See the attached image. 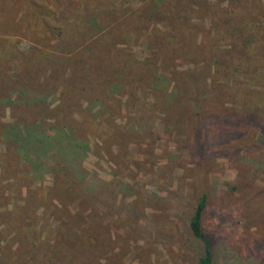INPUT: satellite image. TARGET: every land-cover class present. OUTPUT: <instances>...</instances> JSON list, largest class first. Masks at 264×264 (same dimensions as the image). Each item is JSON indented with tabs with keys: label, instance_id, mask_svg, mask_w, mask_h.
Masks as SVG:
<instances>
[{
	"label": "rangeland",
	"instance_id": "1",
	"mask_svg": "<svg viewBox=\"0 0 264 264\" xmlns=\"http://www.w3.org/2000/svg\"><path fill=\"white\" fill-rule=\"evenodd\" d=\"M198 1L0 0V36L11 34L10 77L22 56L36 49L51 54L57 27L81 22L82 11L95 19L108 13L106 26L110 16L136 17L148 3L165 16L118 37L101 59L105 80L67 96L60 85L48 100L50 106L71 102L72 117L86 124L87 144L64 158L73 169L70 186L80 193L62 209L47 189L56 150H44L45 165L11 166L0 175V264H197L200 246L188 218L202 194L213 264H264V112L244 118L236 96L219 90L229 71L251 88L260 59L240 56L241 43L229 46L230 37L212 49L200 42L211 20L232 12L247 26H264V0H204L207 9ZM180 24L198 29L195 44L172 38L188 46L172 53L164 44ZM140 66L147 69L140 73ZM229 112L231 124L224 123ZM1 120L11 121L8 114ZM24 151L32 158L42 150Z\"/></svg>",
	"mask_w": 264,
	"mask_h": 264
},
{
	"label": "trees",
	"instance_id": "2",
	"mask_svg": "<svg viewBox=\"0 0 264 264\" xmlns=\"http://www.w3.org/2000/svg\"><path fill=\"white\" fill-rule=\"evenodd\" d=\"M197 4L198 6L199 4L203 5V9L210 6L204 0L198 1ZM80 15L81 22L76 24L68 22L64 28L57 27L55 40H53L54 49L51 54L46 50L36 49L35 53L22 56L21 60H18L20 65L13 77L8 75L6 66L7 61L11 60L12 43L11 38L8 37L11 34L0 36V150H4L0 151V175L9 173L11 166L26 169L27 166L35 168V166L45 165L44 150H56L55 154H52L53 161L50 164L53 187L47 189L56 192L55 196L60 201L62 209L66 208L68 196L80 193V187L70 186L71 181L74 182L71 179L74 178L73 169L64 162V158L69 156L72 150H82V146L88 142V136L82 133L86 124L78 122L72 117L73 104L71 102L65 106H50L48 100L54 97L60 85L66 89L65 95L67 96L74 95L73 91L81 89L86 85L85 83L96 81L98 84L105 80L106 78L99 76V71L102 69L101 59L105 57L109 47H114V43L120 41L118 37H126L128 31L134 30L133 32H135V26L142 25V21L150 17L165 19L159 6L149 3L141 6L136 17L127 13L123 16L124 19H121L122 13L110 16V26H106L108 13H99V17L96 19L93 13L82 11ZM71 18L72 21L79 19V11L72 13ZM169 19L174 20V18ZM133 20H137V24L129 25ZM170 20L167 22L171 24ZM127 22H129V26ZM210 22L211 24L206 29L204 28L203 39L200 37L204 48H209V46L210 49L217 48L221 44L219 40L223 42L226 37H230L229 46L241 43V49L238 48L241 51L238 52L241 54L240 56H244L248 60L252 57H259L258 74L256 73L255 77L251 79L253 81L251 88H248L247 84L240 86L237 75L229 71L222 73L225 75L223 76L225 79L219 89L220 91L226 89L225 92L236 96L234 105L239 107L237 110L245 116L244 118L259 115L264 112V87L260 84V79L264 80L262 64L264 43L261 46H258V43L264 38L262 34L264 26L259 28L253 25L247 26L248 22L244 21V16L235 12L227 15L224 21L211 20ZM180 25L176 35H171V40L173 38L176 41H185L183 42L185 45L190 43L194 45L192 36L198 32V29ZM187 36L189 37L186 38ZM174 44L177 45L172 47ZM179 45L181 46L180 43H175L172 40L166 42L164 48L175 53V50L188 47ZM97 47L99 48L95 49ZM157 50L165 55L161 47ZM213 53L216 55V52ZM219 64L222 65V62L218 59L216 67ZM85 66L88 69H84ZM204 67L209 68L208 66ZM146 69L145 66L138 67L140 73ZM93 71L96 74L92 73ZM253 71L256 70L253 69ZM97 84L94 86L101 93L103 88ZM201 85L203 86V82ZM255 85H261L262 89H258ZM95 95L99 97L96 93ZM6 113L11 119L9 122L1 120V116L7 115ZM232 114L230 112L224 114V123L226 121L227 124L233 122ZM240 119L237 118L236 121ZM18 150H22L21 155L17 152ZM24 150L42 151L40 153L35 151L36 155L34 154L30 158L26 156ZM20 156H25L27 160L22 161ZM28 203L29 201L25 205ZM205 207L206 197L202 194L193 205L188 218L190 235L197 240L200 246L197 264H213L211 237L204 229Z\"/></svg>",
	"mask_w": 264,
	"mask_h": 264
}]
</instances>
